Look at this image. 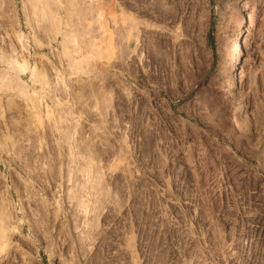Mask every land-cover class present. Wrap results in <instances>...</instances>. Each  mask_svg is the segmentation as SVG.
I'll list each match as a JSON object with an SVG mask.
<instances>
[{
  "label": "rangeland",
  "instance_id": "1",
  "mask_svg": "<svg viewBox=\"0 0 264 264\" xmlns=\"http://www.w3.org/2000/svg\"><path fill=\"white\" fill-rule=\"evenodd\" d=\"M0 229V264H264V0H0Z\"/></svg>",
  "mask_w": 264,
  "mask_h": 264
},
{
  "label": "bare ground",
  "instance_id": "2",
  "mask_svg": "<svg viewBox=\"0 0 264 264\" xmlns=\"http://www.w3.org/2000/svg\"><path fill=\"white\" fill-rule=\"evenodd\" d=\"M159 1V0H158ZM163 1V0H162ZM143 2V1H142ZM150 2V1H149ZM166 2V1H165ZM151 3V2H150ZM153 3H154V1H153ZM142 4V3H141ZM147 4V3H146ZM163 4V2H161V5ZM165 4V3H164ZM154 5V4H153ZM166 5V4H165ZM146 6V5H145ZM163 7H164V5H162ZM147 7V6H146ZM145 7V8H146ZM156 7V6H155ZM143 8V7H142ZM148 8V7H147ZM154 8V7H153ZM78 10V9H77ZM76 9L74 10V11H77ZM156 10V9H155ZM168 10V9H167ZM171 10V9H170ZM79 11V10H78ZM78 11H77V13L75 14V15H78L79 13H78ZM81 11V10H80ZM159 11V10H158ZM157 11V12H158ZM91 12V11H90ZM146 12V11H145ZM150 12V11H149ZM151 12H152V10H151ZM175 12V11H174ZM71 13V16H73L72 14L74 13H72V12H70ZM97 14V18H99L100 17V13H96ZM142 14V13H141ZM164 14V13H163ZM74 15V16H75ZM167 15H169V13L167 14ZM173 15V14H172ZM84 16V15H83ZM76 17H78V16H76ZM167 17V16H166ZM81 20H82V18L81 17H79ZM165 18V17H164ZM133 19H131V21H132ZM79 21V20H78ZM130 21V22H131ZM80 22V21H79ZM79 22H77L78 24H79ZM71 23H72V21H71ZM73 25L74 24H76V23H72ZM141 24V23H140ZM241 24H242V20H240V19H238V21H237V26H241ZM139 25V24H138ZM76 26V28H77V25H75ZM143 26V25H142ZM137 23H136V25L135 24H130L129 23V26H127V28L125 29V32L123 33V36H122V38H124L123 40L125 41L124 42V44L122 45V40H119V42H120V45H122V50L120 51V52H122V53H119V57H120V55L122 54V58H121V60L120 61H122V63H125V61H127V59H129L128 57H129V54H131L129 51V39H131L132 37H131V32L132 31H134V30H137V31H139L138 29H137ZM146 27V26H145ZM100 28H101V26H100ZM140 28V27H139ZM123 29V30H124ZM76 30V29H75ZM141 30V29H140ZM121 32V31H120ZM123 32V31H122ZM121 32V33H122ZM143 32V31H142ZM147 32V31H146ZM136 33V32H135ZM152 33V32H151ZM62 34V33H61ZM70 34V33H69ZM72 34H74V33H72ZM71 34V35H72ZM87 34V33H86ZM134 34V33H133ZM137 34V33H136ZM136 34H134V36L136 35ZM145 34V33H144ZM143 34V35H144ZM62 36H65V40L64 41H67L66 39V35H64V34H62ZM74 36H75V34H74ZM138 36V35H137ZM145 36V35H144ZM143 36V37H144ZM76 38H77V36H75ZM75 37H74V39H75ZM129 37H131V38H129ZM168 37V36H167ZM18 38V40H19V38H21V36L20 37H17ZM70 38V40L71 39H73V37L72 36H70L69 37ZM135 39H136V37H134ZM140 38V37H139ZM147 39V38H146ZM154 39V38H153ZM76 40V39H75ZM137 40V39H136ZM157 41V40H156ZM137 43H138V41H136ZM142 41H140V39H139V43L137 44V45H139V49L138 50H142V44H140ZM67 43L69 44V43H73V42H71V41H67ZM67 43H65V45L64 46H66V48L68 49H73L74 48V46H76L74 43V46H73V44H72V46H73V48H70L69 46L70 45H68L67 46ZM77 43V42H76ZM143 43V42H142ZM167 43V42H166ZM145 44V43H144ZM148 44V43H147ZM160 45V44H159ZM22 46H24V45H22ZM71 46V47H72ZM149 46H151V45H149ZM108 47H109V45H108ZM152 47V46H151ZM155 47V46H154ZM154 47H153V49H154ZM147 48V47H146ZM65 49V48H64ZM67 49H65V50H67ZM68 49V50H69ZM137 49V48H136ZM161 49V48H160ZM159 49V50H160ZM164 49V48H163ZM13 51L15 50L14 49V47H13V49H12ZM138 50H137V53H135L136 54V56H135V54H134V56H135V58H134V56L133 57H130V62H132V61H134V59H136V60H138L139 62L137 63V65H141V69H143V67H144V62H143V57L145 58V55H144V53L143 52H141V53H139L138 52ZM132 51H134V50H132ZM136 51V50H135ZM146 51V50H145ZM154 51V55H153V57L152 58H150V60L148 61L149 62V64L151 65L152 63H154L155 65H156V67L157 68H159L158 67V65L159 66H161V67H166V65H167V56L166 55H161L160 54V52L158 51V50H153ZM152 51V49H151V53L153 52ZM158 51V52H157ZM73 52H76L75 50L73 51ZM156 52V53H155ZM164 52V51H163ZM166 53V52H165ZM163 54V53H162ZM167 54V53H166ZM150 56H151V54H150ZM170 58V57H169ZM25 59V58H24ZM23 59V60H24ZM146 59V58H145ZM228 59V58H227ZM230 60V59H229ZM7 62H8V65H7ZM5 61L4 63H6V65L9 67V65H10V68L9 69H11L14 65L12 64V63H9L10 61L8 60V61ZM24 62H26V60H24ZM130 62H129V60L126 62V66H130V67H132V65L130 64ZM229 61H227V63H226V68L229 70L230 69V66H229V63H228ZM14 63V62H13ZM18 63V62H17ZM17 63H14L16 66L19 64H17ZM11 64L13 65V66H11ZM22 64H23V62H22ZM75 64H77V63H75ZM25 65H27V64H25ZM154 65V66H155ZM15 67V66H14ZM13 67V68H14ZM18 67H19V65H18ZM20 67H21V65H20ZM136 67V66H135ZM78 68V67H77ZM77 68L75 67L74 69L75 70H77ZM129 68V67H128ZM137 68V67H136ZM155 68V67H154ZM8 69V68H7ZM8 69V70H9ZM15 70L16 69H18V68H14ZM80 69V68H79ZM131 69V68H130ZM152 69V68H151ZM226 69V70H227ZM22 70V71H21ZM21 72L23 73L25 70H24V68H21ZM166 70V69H165ZM19 71V72H20ZM149 71V70H148ZM154 71H156V70H154ZM158 71V70H157ZM162 71V70H161ZM145 72H146V70H145ZM150 73V72H149ZM103 74H104V72H103ZM31 76H32V82L33 83H36V82H38V80L36 79L38 76H39V74H38V71L36 70V69H34L33 71H32V73H31ZM104 77H105V75H104ZM105 79V78H104ZM43 80V79H42ZM42 80H40L39 82H41V84H45V83H47L48 84V82H43ZM47 81V80H46ZM12 82V81H11ZM43 86V85H42ZM93 87V86H92ZM102 87V86H101ZM106 87V86H105ZM20 89V88H19ZM95 89V88H94ZM91 90V89H90ZM96 90V89H95ZM20 91L21 92H23L24 91V89L22 88V90L20 89ZM26 91V90H25ZM94 91V90H93ZM91 92H92V90H91ZM182 96V95H181ZM239 107V106H238ZM243 107H245V105L243 104L240 108L242 109ZM240 111V110H239ZM244 111V110H243ZM86 172H87V176H88V186H86V184H85V187H84V192H86V189H96V187H98L99 186V184H100V182H99V177L97 176V174L96 175H94V173L93 174H91V171H90V169H86L85 170ZM94 176H96V177H94ZM72 178H73V176H72ZM78 193V194H77ZM77 193H74V195L73 196H71V198L72 199H76L78 196H82L81 194H80V190L79 191H77ZM87 193V192H86ZM99 194H100V192H98ZM80 207H82V209H81V211L84 213V215L87 217V220L88 219H91V212H92V210H93V207L91 208V205H88L87 203H81V206ZM89 222V221H88ZM88 223H87V221H86V223H85V225H87ZM94 225V224H93ZM2 226V225H1ZM89 226V225H88ZM90 228V227H89ZM91 229V228H90ZM0 230H2V229H0ZM2 233V232H1ZM4 240V239H3ZM2 241V240H1ZM3 242V241H2ZM1 244V243H0ZM3 247V246H2ZM1 250H3V248L1 249ZM5 251V250H4ZM6 252V251H5Z\"/></svg>",
  "mask_w": 264,
  "mask_h": 264
}]
</instances>
